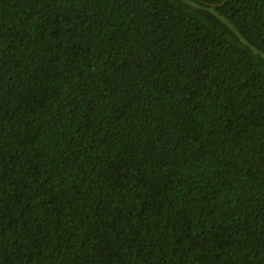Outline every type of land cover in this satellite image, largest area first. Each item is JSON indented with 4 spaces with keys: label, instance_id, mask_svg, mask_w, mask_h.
Returning a JSON list of instances; mask_svg holds the SVG:
<instances>
[{
    "label": "trees",
    "instance_id": "1",
    "mask_svg": "<svg viewBox=\"0 0 264 264\" xmlns=\"http://www.w3.org/2000/svg\"><path fill=\"white\" fill-rule=\"evenodd\" d=\"M0 264H264V0H0Z\"/></svg>",
    "mask_w": 264,
    "mask_h": 264
}]
</instances>
